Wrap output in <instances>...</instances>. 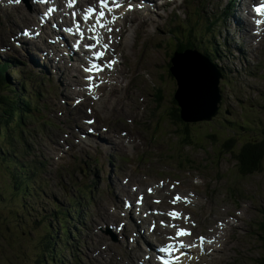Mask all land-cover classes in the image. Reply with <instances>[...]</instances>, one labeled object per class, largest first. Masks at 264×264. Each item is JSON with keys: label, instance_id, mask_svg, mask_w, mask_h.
<instances>
[{"label": "rangeland", "instance_id": "obj_1", "mask_svg": "<svg viewBox=\"0 0 264 264\" xmlns=\"http://www.w3.org/2000/svg\"><path fill=\"white\" fill-rule=\"evenodd\" d=\"M228 1L229 0H187L184 2L187 6L185 4L182 5L179 8L180 13L177 14L171 13L170 9L165 6L163 7L165 16L161 13L156 15L151 14L146 24L138 25L133 28L131 31L132 36L130 38V43L132 44L135 40L134 49L131 50L127 48L125 50L122 63L118 67L117 73L120 78L122 75H128V79L126 80L128 83V90H131L133 86H135L136 81V79H131V72H138V74H143L144 76L145 74H149V76H151L150 79H147L143 89L145 98H142L145 100L143 118L146 120V129L143 133H131V135L139 141V147H134L135 153L143 151L144 157L138 161L134 155L132 159L133 165L119 161L114 157L116 163L112 167L114 168L113 173H117L118 178H120L123 175L129 176L131 173L133 174L134 172L132 169L136 165V170L142 172L144 175H148L150 180L147 179L146 181L151 183L156 175H162L163 170L183 173L185 170L189 169L190 166H188V162L183 163L181 171L177 169V167L180 166L184 154L193 160L194 163L203 164L208 158L206 156H215L221 150L220 154L222 155L218 157L216 168L215 166H211L208 170L201 168L199 173L204 174L206 178L205 188L209 193L211 192L212 195H219L222 193L224 191L223 187L226 185L235 186L236 190H238L237 198L239 201L235 209L241 208L242 214L239 219L245 224H249V220H255L260 216L261 211L264 210V163L262 169L252 175L244 177L237 176L235 171V159L230 156L227 151L221 149V144L222 141L230 135H235L236 141H238L237 146H239L240 141L247 139L264 140V74L258 72L261 68L257 69L254 64L257 58L264 52V19L261 25L258 27H250L249 29L251 31L248 30L245 34L237 29H231L230 27V29L225 32V30L222 29L223 23L227 22L232 26V15L223 16L218 19L215 25L210 24V28L206 31V24L219 17L223 10V6ZM234 1L236 7L239 9L241 4L246 0ZM33 7L35 8V6ZM245 8L246 10H241L243 14H241L240 18H244L248 23L253 25L252 20L255 19L253 14L254 11L252 12V9H249V7ZM35 14L36 11L33 8L31 11L23 13V15L31 18H33ZM7 15H12V11H7L6 14H4V16ZM165 17L171 21L167 22ZM184 21H188L189 25H187V29H184V36H182L179 31L182 27L179 28L176 26L175 29L174 24L184 23ZM4 25V20L0 19V29ZM18 26V21L16 19H14V21L12 20L10 32L4 36V40L7 41L8 35L13 34ZM241 29L247 28L243 26ZM198 32L210 38L217 34L215 39L219 42L214 43L213 46L218 52V56L216 58L215 53H213V55L211 53L212 60H209L219 68L224 75L220 82L223 89L221 106H223L224 115L222 118L218 117L211 120V124H189L188 130L191 133L193 143L181 145L182 141H185L179 139V132L177 129L181 132L185 126L179 122L175 123L171 119V113L174 112L171 102L174 94L172 90L174 88L176 90L177 85L175 87L174 82L166 74L168 69L166 63L169 60L171 49L174 48L172 42H174L175 39L180 41L179 43L183 45L195 44L198 45V47H203L205 42L197 36ZM252 35H254V40L258 44L257 47L254 45ZM157 42H160V45H157ZM202 50L204 49L202 48ZM27 55V53L19 50L15 53L5 52L0 54L1 57L9 56L10 64L15 69V72L6 71V81L13 87L16 86V90L24 88L25 95H27L33 103L36 102L42 109L45 108V104L48 105V103H52V115H54L56 121L50 120V122L45 123L41 120L42 115L36 112L33 117L27 118L25 121L23 138H26L24 144H29V150H25L24 145L15 139V133L11 139L12 142H15V146H20L17 154L14 155V160L17 161L18 165L24 167L26 171H28L30 167L29 163L33 165V168L38 166V168H36V173H33L35 179L29 178V181L33 183L35 187L34 194L28 193L29 191H26L21 185L16 187L19 180L13 175V172L16 171L17 165L15 166L3 159V156L6 154L1 149L7 147L8 142L3 135L0 136V264H12L10 263V259L15 262L17 257L12 255H17L23 247L26 255L21 260V264H34V262H39L38 264H52L53 260L51 262L50 254H53L55 251L51 252V247L48 246L50 252H45L37 245L40 233L39 230L47 227V223L51 226L55 221L56 209H68L73 198L80 199L82 202L81 211L85 212V219H83V216L80 218L83 220L82 225L86 230L76 232V230H74V225H72V218L66 219V235L73 231L76 233H73L74 235L72 236L69 234L71 240H67L68 242L65 239L61 240L59 247L62 248V250L59 258L62 259V262L60 264H111L110 262L104 261V259H106L105 257L100 259V255L96 256L93 261L82 259L81 255L84 244L82 240L85 237L83 234H90L95 226L100 223V220L114 222L113 216L104 218L96 215L95 211L99 205L108 201L107 206H111V203L100 184L101 178L95 174L98 170L97 166L93 163L91 154L85 152L83 146L76 147L80 153V158L79 160L75 158V161H72L73 156L68 153L63 159L64 162L66 161L67 164L71 165L70 168H72V166L74 167L71 174L65 172L59 175L53 171L47 172L46 166L42 170L44 163L42 164L40 162L43 161V154L49 158V167H52L55 163L53 155H55L56 158L58 154L55 152V144L58 138L61 137V125L65 126V121L63 119L66 117V113L59 116L56 112L61 111L64 107V105L59 103L60 96L64 95L61 93L57 95L58 89L55 85L57 77H53V81L50 82L49 87H47L48 84L45 82L46 77L40 75V73L44 71L42 67H33L37 70V73L33 75L32 79L26 75V68L30 66L26 61ZM197 61L199 64L202 62L201 59H197ZM31 63L34 64L33 61H31ZM177 65L178 64L172 69L173 74L177 72ZM185 66L189 71H193L189 63ZM30 68H32V66H30ZM73 69L77 70L75 67ZM69 72L70 69H67V73ZM30 76H32V74H30ZM21 78H26L27 80L25 87L21 84ZM34 78L40 80L35 81ZM58 79H60L58 82L63 92L66 84L63 82V78ZM158 91L160 92V98L157 95ZM105 92L108 91L105 90ZM240 92H244L246 95H243L239 100V104H237L235 102L236 95L234 94ZM109 94L110 97L104 105L105 107L101 110V115L105 117L114 113L116 114L117 111L126 106L127 102L123 94L119 93L116 88L112 89ZM254 96H256V98H254ZM71 98L72 96H69V99ZM140 99L141 98L138 100ZM66 106H69V104H66ZM72 109H74V107H72ZM134 114V108H126L120 113L119 120L130 122L134 119ZM82 116H85L84 112ZM186 119L189 118L187 117ZM231 121L234 123L231 124ZM119 129H123V127L112 125L106 135H111L113 131H118ZM132 129L133 125H128V130L132 131ZM209 130L215 132L214 137H210V133H207ZM203 132L204 134H202ZM126 135L128 138L124 137L122 144L124 147L128 148L132 145V139L128 133H126ZM205 135L207 140L204 141ZM98 136L100 137L101 135ZM101 137L104 138L105 135ZM119 138V135L114 137V139ZM88 139L92 142L94 141L92 138ZM63 165H65V163ZM82 166L86 167L85 173L82 172ZM221 172L224 174L221 175ZM174 175L178 176L177 174ZM92 176L96 177L97 180H94L93 186L91 185V187L87 189V192L92 195V200L86 202V191L82 190V188L87 187V183L90 182ZM134 176V180L140 178V174L138 173L134 174ZM112 189L114 195H118L119 197L122 196L121 191L114 187H112ZM202 195L203 194L200 193V196ZM226 201H228V199H226ZM114 202L120 203V200L116 197ZM229 203H231V201H229ZM23 205L28 207L29 214L31 215V225L34 229L30 231V234L33 235V238H30L27 233L19 232L14 239L13 235L19 230L16 224L17 214L24 219V214L22 213ZM219 205H224L227 209H234L227 202L224 204L219 203ZM222 216V214L219 215V218H222ZM213 220L212 213L208 219L207 226H210ZM89 224H91V228L87 229ZM7 228L11 229V232H7ZM243 232L244 234H242V237L239 239L242 250L234 249L230 251V255L232 258H236V264H254V258L259 255L260 257L262 256L263 250L261 242H259L256 236L248 229H243ZM48 244H50L49 240ZM100 244H105L103 238H101L93 248H88L89 257L90 253L93 252L92 250H97ZM9 245L15 247V250H11V254L7 250ZM110 245L111 244H109V246ZM136 245L141 248L137 242ZM117 248L126 252L122 244L117 245ZM132 248H134L133 244L131 245V249ZM84 250H86V248H84ZM140 254L141 253H138L137 255ZM118 259L119 258L116 257L114 260L118 261ZM120 263L126 264V261L122 260V262L119 261L114 264Z\"/></svg>", "mask_w": 264, "mask_h": 264}, {"label": "trees", "instance_id": "obj_2", "mask_svg": "<svg viewBox=\"0 0 264 264\" xmlns=\"http://www.w3.org/2000/svg\"><path fill=\"white\" fill-rule=\"evenodd\" d=\"M211 21H214V20H211ZM210 24L212 23L208 22L206 24L205 26L206 31H208V28H210ZM187 25H189V22L184 21V23L176 24L175 27L176 26H178L179 28L182 27L180 28L179 31L181 35L184 36L183 31L184 29H187ZM179 42L180 41L176 39L174 42H172V44L174 45V48L171 49V53L169 54V60L166 63V66L168 68L171 65L170 58H172L173 53L175 51H183L187 48L197 49L201 53L205 54V56L208 57L209 59H211V53L212 55L213 53H215L216 58L218 56V52L216 51L214 46H212L209 52H203L202 48L198 47V45H195V44L183 45V44H180ZM1 71L2 70L0 69V136L3 135L7 139L8 143H12L11 142L12 136L10 135L11 131L14 129V126L21 125L22 119L24 118V114L25 115L29 114V112L31 111V106H30V102L26 99L22 103V99H21L22 94L21 93L19 94L16 88H14L12 85L7 83L6 78L2 76ZM159 91L157 95L160 98ZM171 102L174 108V112L171 113V119L175 123L179 122L185 126L181 132L179 129H177L178 132L180 133L179 137L181 138V140L183 139L185 141V142L182 141L181 145L190 144L191 142H193V139L191 137V133L188 130L189 124L184 123L180 119V114H179L180 110L176 106V101L172 99ZM230 123L233 124L234 122L231 121ZM202 134H204V132ZM210 137H214V134H210ZM205 140H207L206 135L204 137V141ZM235 146H236L235 138L231 136L222 142L221 149L229 152L231 156L237 161L238 167L241 168L242 170L247 171L249 173H253V172L261 170L263 162H264V140L262 139L261 140H248V141L243 142L237 149L235 148ZM8 151L13 153L14 149L13 148L5 149L6 153H8ZM3 158L7 160L8 162H12L10 155H6ZM29 180L30 179L28 177H25L24 183H28ZM20 185H21V182L19 181L17 186H20ZM22 213L24 214V219H22V217L19 216L18 214L16 216L17 218L16 224L19 230L17 231V233L13 235V238L15 239V236H17L19 232L27 233L29 234L30 238H33V235L30 234V231H32L34 227L31 225V221H32L31 215L29 214V209L26 205H23ZM58 218L55 217L56 222L53 220L54 223L51 226H49V224L47 223V227L39 230L40 233H39L38 241H37V245L40 246L43 251L50 252L48 246L51 247V251L52 250L55 251L52 255H50L51 262L53 259V264H56L57 259H59L60 257L59 244L61 243V240L65 239L67 241L68 239L66 236V226L64 225L65 222H63L61 218L60 219ZM6 231L11 232V229L7 228ZM48 240L50 244H48ZM263 248H264V240H263ZM13 249L15 250V247H12V245H9V248L7 250L11 254L12 253L11 250ZM25 255H26V252L23 247L17 255H12V256H16L17 259L15 262H13L10 259V263L21 264L22 262L21 260L25 257ZM38 263L34 262V264H38ZM258 264H264V249H263V254L261 256V260L259 261Z\"/></svg>", "mask_w": 264, "mask_h": 264}, {"label": "snow or ice", "instance_id": "obj_3", "mask_svg": "<svg viewBox=\"0 0 264 264\" xmlns=\"http://www.w3.org/2000/svg\"><path fill=\"white\" fill-rule=\"evenodd\" d=\"M16 3H19V0H15ZM76 3V0H68L67 3V7L72 8ZM98 5H99V11H97V9L93 6H89L85 11H84V15L82 16V19L87 22L89 21L93 15H95V21L94 23H92L89 28L88 31L93 33V35L91 37H88L89 39H92L95 41V43L93 44H85L84 47L86 49L92 50L97 48V45H101L103 49H108L109 44L108 43H103L101 44V37L99 35V31L98 29L101 28H106L108 32H112V28L108 27L109 24L115 22V20L118 18L116 15H112L111 19L108 21H104V17H105V12L107 11L108 13H112L114 9H119L122 6L121 0H98ZM111 5V6H110ZM129 9H131L132 5L129 4L128 5ZM254 10L259 14L261 12H264V0H262L260 6H257L254 8ZM54 11L53 8H49L47 10V12L45 13V15H48L50 13H52ZM71 15L75 18L77 16L76 12H72ZM261 21L257 20L256 23L259 24ZM75 30L80 34L81 40H83L85 38V34L81 29V25L77 22L75 24ZM68 31H72V29H68ZM118 31V29H117ZM111 40V37H109V41ZM80 41H77V44H79ZM92 56L95 57L96 59H100L101 57L104 56V52L103 51H93L92 52ZM115 63V61H109L107 64L101 66L96 64L94 61L90 63L89 67H86L84 70L85 72H92V71H103L104 67H111L112 64ZM86 79L90 82L88 85V89L89 91H92V89L94 87H96L97 85H94L91 83L93 77L91 75L87 76ZM89 123H91V121H89ZM149 193L152 192V189H148ZM143 199V197H141V200ZM181 199H184L185 202H187V198H182L179 195H177L172 201L171 203L175 204L178 201H180ZM156 203H160V201H156ZM168 215L172 218H179L180 217V213H177L175 211H171L168 213ZM185 221L188 220L187 217H184ZM153 227H155V225H153ZM171 227L176 228V233H175V237H168V243L163 244L160 248L159 251L161 253H167L169 254L166 258L164 256H160L158 257V259L161 261V264H180V257L181 256H185L187 255L186 253H184L183 251H181V249L183 248H190V247H194V244H185L183 241L178 240L179 237L181 236H190L191 233L183 228H179L175 225H171ZM199 240L201 242H203L204 238L203 237H199ZM209 243H211V241H209ZM172 253H178V255H171ZM189 259H191V257H188Z\"/></svg>", "mask_w": 264, "mask_h": 264}, {"label": "bare ground", "instance_id": "obj_4", "mask_svg": "<svg viewBox=\"0 0 264 264\" xmlns=\"http://www.w3.org/2000/svg\"><path fill=\"white\" fill-rule=\"evenodd\" d=\"M32 8L36 11V9L33 6H32ZM239 9L240 10H246V8L243 6V4H241V6L239 7ZM251 9H252V12L254 11L253 14H254V17H255V19L252 20L253 21V25H251L250 23H248L243 18V19H241V27L244 26L245 28L249 29L252 26L258 27L259 25H261L263 23L262 20L264 19V17H261L260 15H258L257 12L254 10V8H251ZM257 20H259L261 22L259 24H257L256 23ZM249 31H251V30H249ZM26 42L27 43H30L29 41H26ZM185 50H188V51H185ZM185 50H183V51H175L173 53L172 58H171V65L170 66L173 65V67H174L178 63V66L182 67L185 70H188L185 67V64H187L188 62H190V65L192 63H194L196 65H200V68H196L197 71L195 72V75L196 74H199V73H203V74H207V76L209 78H211L212 76H214V74H215L216 71H219L220 77H219L218 80H220L219 82H221V80L224 77V75L222 74V72H221V70L219 68H217L212 62H210L209 58L206 57L205 54L201 53L199 50L194 49V48H187ZM197 53H199V54L197 55ZM192 55L199 56L200 59L202 60L201 64H199L196 60L192 59ZM31 61H33V60H31ZM198 71H200V72H198ZM201 75H199V76H201ZM193 86H194V84L191 81H189V80L186 81V82L182 81L180 84L177 85L176 90H175V92L173 94V99L176 101V106L180 110V112H179L180 119L184 123H188V124L199 123V121H197V120L196 121L195 120H192V116L193 115H192V110H190V104L192 102L191 99H187V101H186L187 96L189 94H192V92L190 91V89ZM187 117L189 119H186ZM178 135H180V133ZM114 137H116V135H114ZM119 137H121V135H119ZM124 137H127V135L125 134ZM87 142H92V141H90L88 139ZM192 143L193 142H191L190 144H192ZM156 230L161 231V228L157 227ZM153 235H155V237H157L156 231H154ZM120 262H122V261H120Z\"/></svg>", "mask_w": 264, "mask_h": 264}, {"label": "water", "instance_id": "obj_5", "mask_svg": "<svg viewBox=\"0 0 264 264\" xmlns=\"http://www.w3.org/2000/svg\"><path fill=\"white\" fill-rule=\"evenodd\" d=\"M198 54L199 53H197V55ZM197 55L195 56L192 55V59L196 61L197 59H200V57ZM188 63L190 65V62ZM190 67H192L193 71H189L187 67L186 68L188 70H185L180 66H177L176 68L178 84H180L182 81L186 82L188 80L194 84V86L190 89L192 94H189L187 96L186 101L187 99H191V101L193 102L197 110L202 109L204 113L214 115L221 102V90L218 85V82H219L218 79L220 77V73L219 71H216L214 76L209 78L207 74H203V73H199L195 75V72L197 71L196 68H200V65H196L192 63ZM195 98H197L196 101H195ZM190 110H192L191 104H190Z\"/></svg>", "mask_w": 264, "mask_h": 264}]
</instances>
